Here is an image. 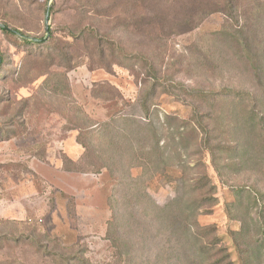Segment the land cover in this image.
Returning a JSON list of instances; mask_svg holds the SVG:
<instances>
[{
	"label": "rangeland",
	"instance_id": "rangeland-1",
	"mask_svg": "<svg viewBox=\"0 0 264 264\" xmlns=\"http://www.w3.org/2000/svg\"><path fill=\"white\" fill-rule=\"evenodd\" d=\"M0 25L24 36L0 29V264H119L113 237L131 244L132 264H179L167 253L174 240L168 223L144 217L153 207L140 198L147 192L160 208L203 198L183 180L201 170L215 201L190 222L214 229L231 264H264V138L257 134L264 85L247 60L264 64V0H0ZM247 36L250 56L240 49ZM25 39L46 40L39 46ZM118 50L144 55L152 67L118 64ZM154 71L163 81L148 120L141 101ZM177 84L257 95L256 127L248 124L251 107L233 99L216 111L198 106L205 122L215 117L210 145L218 148V169L206 144L184 128L195 115L167 92L179 94ZM116 118L109 131L130 132L123 119L151 122L156 137L148 145L171 151L172 159L133 189L144 172L139 153L125 151L118 134L114 145L112 131L75 129ZM83 142L95 166L81 160ZM236 145L238 154L220 152ZM187 252L181 264L198 261L192 247Z\"/></svg>",
	"mask_w": 264,
	"mask_h": 264
},
{
	"label": "trees",
	"instance_id": "trees-1",
	"mask_svg": "<svg viewBox=\"0 0 264 264\" xmlns=\"http://www.w3.org/2000/svg\"><path fill=\"white\" fill-rule=\"evenodd\" d=\"M0 29L5 33L21 36L22 40L24 41V36L22 35V33L1 25ZM239 33L240 35H243V31H240ZM45 40L46 39H34L29 41L28 39H25V42L40 46L45 42ZM249 43V37L247 36L245 46H240V49L242 53L248 54L250 56L253 52V47ZM118 53L119 54L115 53L116 58H120V62H118V64H124L125 66H130L133 69L139 66L140 62H146L147 64L149 63V61L144 55H136L135 53H129L127 51H122L121 53L119 50ZM247 60L255 72V79L258 80L257 82L260 85H264V64L258 61L257 57L252 58V60L247 58ZM127 61H130L131 63H127ZM2 64L3 58L0 54V68ZM151 67L152 66L150 64V68ZM153 73L154 74L152 75V81L148 82L150 84L149 93L147 94L146 99H143L141 101V106L146 114V119L148 120L150 118L151 113L150 99L156 98L159 93V90L162 87L161 82L163 81L161 78L158 77L156 71H154ZM174 88L179 92V94L175 93V91H172V89H167V92H170L171 95L176 96L183 102H188V104L193 108V112L195 115L194 120H186L183 122L185 124L184 128L190 127L192 129V134L196 135L195 138L199 146L206 144V147L203 149V151L206 154L210 155L212 163L214 164V166H216V169H218V157L216 151V149L218 148L210 145V141L212 140L211 135L213 133L212 124L215 121V117L210 115L208 118L209 121L205 122L204 117L199 116L197 114L198 106L204 103L207 107H209V109L214 108V111H216L217 107L221 104V102L233 99L234 102L236 101L240 105H247L251 107V115L249 116L248 124L256 127L257 116L256 114H254V112L255 106H257L258 103L256 97L257 95L250 91L237 89L236 87H223L218 90L208 91L198 90L194 88L191 89L182 84H177L174 86ZM168 119H170V117H168ZM116 121L117 118L113 119L110 122H105L99 125L94 124L90 127L84 128L80 125H77L75 129L79 131H83V129H85L91 132L106 130L108 132V135H111L113 133L112 139L113 141H115L114 145H118V134L126 143L125 151L135 153V155L136 152L139 153L135 156V161L137 162L138 166L143 168L144 172L139 178L134 180V184L130 185V187L133 189V186L138 185V183H143V178L146 177L148 174L152 173V169H157L161 165L167 164V162L172 159V156L169 155L171 151L168 152L167 147L162 148L160 146V143L158 142L154 148H151L148 145V142L156 137V133L154 132V130H152L153 126L151 122L143 126L142 124H139L135 119H123V121L129 127H131L132 130L128 133L114 132L111 130V133L108 128L111 127V123H116ZM258 123L261 124L262 127H260L262 135L260 133H257L258 137L262 138L263 136L264 138V117L260 118ZM136 136L138 139L137 142L140 143L139 150H137L135 147ZM199 137L201 138V143L199 141ZM81 145L85 149L84 155L81 156V160L86 159L88 166H95L93 160L94 157L93 153L91 152L90 145L85 142L81 143ZM227 149H230L235 154L239 153V147L237 145L234 148H221L220 152H223ZM122 152L124 151L122 150ZM197 164L198 167H203L204 169L205 165L201 160H198ZM183 180L185 181V184L188 188L191 187L193 189L191 194L197 196L198 194H203V198H196L188 202L187 204L183 202V199L176 200L168 204L166 207L160 208L154 205L147 192L143 191L141 195L142 198L140 199L146 200V203L148 202L149 205L153 207V212L149 213L148 208H145L142 210V215L146 218L151 217L152 221H157L161 219L162 223H168L166 228L168 229L171 238H174V240H169V250L171 253L169 252V250L167 252L170 254L171 262L176 259L179 264L183 263V258L181 256L187 257V251L192 247V250L195 252L193 256L195 257V259H198V261L196 262L193 261V264H231L230 262H228L230 255L229 253H227V250L222 247L221 250L218 249V238L216 237V235H214V229L211 227L200 228L199 226L190 222V218H194L198 212H206L210 207L213 206L212 203L215 201V186L211 183L210 178L205 170H201L200 174L195 176L193 175L192 177H190L189 175L185 176V178L183 177ZM207 197H209V199H207ZM262 198L264 199V197ZM208 200H211L209 206L207 203ZM182 205H185L184 209L182 208ZM115 226L116 225L114 223L111 224L112 231ZM261 226L264 229L263 221L261 222ZM112 243L114 244V248H116V250L118 251L117 258L119 259V264H121L122 262H124L125 264H132L133 252L131 244L125 243L124 245H121L119 243V239L115 237H113ZM242 252V258L245 261L248 255L245 251Z\"/></svg>",
	"mask_w": 264,
	"mask_h": 264
},
{
	"label": "water",
	"instance_id": "water-1",
	"mask_svg": "<svg viewBox=\"0 0 264 264\" xmlns=\"http://www.w3.org/2000/svg\"><path fill=\"white\" fill-rule=\"evenodd\" d=\"M46 21H47V22L49 21V18H48V16L46 17ZM47 31L49 32V29H47Z\"/></svg>",
	"mask_w": 264,
	"mask_h": 264
}]
</instances>
